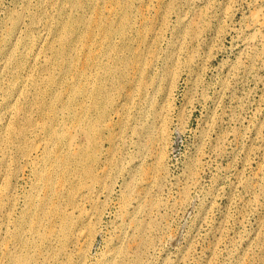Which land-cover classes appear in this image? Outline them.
<instances>
[{"label":"bare ground","instance_id":"6f19581e","mask_svg":"<svg viewBox=\"0 0 264 264\" xmlns=\"http://www.w3.org/2000/svg\"><path fill=\"white\" fill-rule=\"evenodd\" d=\"M170 3L168 9L166 0H0V10L9 5L0 27V264H72L73 255L82 264L112 192L115 162L130 179L122 201L131 212L98 264H128L130 244L146 246L148 226L140 217L159 210L154 184L163 174L164 112L177 75L175 67L166 69V97L155 103L147 89L157 76L149 73L169 14L177 20L165 56L176 66L183 33L195 34L210 9L186 0L185 12L177 13L176 0ZM220 11L227 15L228 5ZM246 27L239 54L255 55L256 43L264 56L261 4ZM138 131L146 134L136 143L140 152L125 161ZM149 151L154 171L146 169Z\"/></svg>","mask_w":264,"mask_h":264},{"label":"rangeland","instance_id":"374dc122","mask_svg":"<svg viewBox=\"0 0 264 264\" xmlns=\"http://www.w3.org/2000/svg\"><path fill=\"white\" fill-rule=\"evenodd\" d=\"M198 1L210 3L209 13L195 34L183 33L176 66L165 56L177 20L171 13L149 73L157 76L147 89L155 103L166 97V69L175 67L177 75L164 112L163 174L154 184L159 210L149 219L140 217L148 226L146 246L126 242L124 259L134 258L128 264H264V56L256 43L251 45L255 55L238 52L241 36L249 35L248 16L256 4L264 13V0ZM185 2L176 0L175 12H185ZM166 3L170 9V0ZM224 4L227 15L220 11ZM2 7L0 27L9 5ZM153 11L151 6L147 17ZM145 118L148 123L150 117ZM145 137L143 131L135 133L123 160L139 154L136 143ZM151 151L148 171L156 165ZM121 166H109L116 179L82 264L101 263L124 232L122 221L131 208L123 204L122 187L130 179L117 171ZM129 232L125 227L123 236ZM72 259V264L78 261L75 255Z\"/></svg>","mask_w":264,"mask_h":264}]
</instances>
